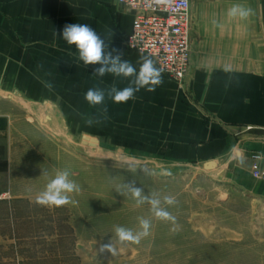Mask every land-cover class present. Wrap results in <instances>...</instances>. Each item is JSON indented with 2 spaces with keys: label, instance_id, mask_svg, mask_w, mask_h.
Listing matches in <instances>:
<instances>
[{
  "label": "crops",
  "instance_id": "0c3cea01",
  "mask_svg": "<svg viewBox=\"0 0 264 264\" xmlns=\"http://www.w3.org/2000/svg\"><path fill=\"white\" fill-rule=\"evenodd\" d=\"M206 1L203 11L192 14L188 73L196 87L200 81L228 80L225 91H176L175 81L162 73L154 91L142 88L123 103L106 96L103 105L93 107L84 99L88 89L123 88L131 78L94 75L100 65L85 67L62 30L87 24L105 41V51H123L122 58L138 69L141 54L126 44L134 12L118 0H0V178L13 167L10 148L19 118L13 113L31 111L37 118L35 112L45 110L54 121L59 105L66 126L111 136L107 142L140 129L130 143L140 135L144 150L161 149L174 159L222 161L226 177L264 206V0ZM241 1L254 8V18L229 20L225 8ZM225 63L234 71L225 73ZM244 64L253 67L241 68ZM11 98L21 102L10 104ZM87 117L99 122L89 126Z\"/></svg>",
  "mask_w": 264,
  "mask_h": 264
},
{
  "label": "rangeland",
  "instance_id": "374dc122",
  "mask_svg": "<svg viewBox=\"0 0 264 264\" xmlns=\"http://www.w3.org/2000/svg\"><path fill=\"white\" fill-rule=\"evenodd\" d=\"M206 2L192 0V14ZM190 72L175 81L176 91H225L228 80L196 87ZM57 106L54 121L45 110L35 112L37 118L31 111L13 113L19 116L10 148L13 167L0 178V264H264V206L226 177L222 161L144 150L140 135L130 143L140 129L107 142L111 136L66 126ZM65 168L80 193L66 205L38 204L48 181ZM132 179L145 194L176 198L175 205H164L176 217V231L171 222L155 219L148 205L136 206L122 187ZM138 217L152 221L150 235L139 244L121 243L114 226L138 231ZM110 241L115 254L100 250Z\"/></svg>",
  "mask_w": 264,
  "mask_h": 264
},
{
  "label": "clouds",
  "instance_id": "9594fccd",
  "mask_svg": "<svg viewBox=\"0 0 264 264\" xmlns=\"http://www.w3.org/2000/svg\"><path fill=\"white\" fill-rule=\"evenodd\" d=\"M253 14L252 8L245 7L242 4H233L226 12L229 20H247ZM212 23L216 26H222L216 20H213ZM61 37L69 45L76 46L79 59L85 67L88 65H100V67L94 68V75L104 77L106 74H112L115 77L131 78L128 86L123 88H117L113 85L107 90L100 88L88 89L84 99L90 106L103 105L106 96L114 103L127 102L134 98L135 93L142 88L151 92L155 90V86L162 82L163 69L157 67L156 62L150 56L141 55L137 61L139 64V68L137 69L131 62L122 58L123 51L116 48L105 51V41L87 24H67L62 30ZM222 70L225 73L234 71L230 63H225L222 66ZM43 83L45 88L52 89L51 83ZM102 111L106 114L107 109L104 108ZM98 122L99 120H94L92 117L85 118V123L89 126ZM42 175H46L43 170ZM122 187L131 195L137 207L148 205L155 219L171 222L174 226L173 231L178 229L176 217L164 206L175 205L177 203L175 197L165 195L161 199L157 193L145 194L143 187L137 186L134 179L124 183ZM80 191V185L70 178V171L65 168L57 171L54 177L48 181L45 189L37 196L36 202L47 206H62L72 202V194H78ZM117 191L124 195V192H121L119 189ZM138 224V231L123 226H114L117 239L121 243L139 244L143 238L150 235L152 221L145 217H138ZM100 250L102 252L106 250L115 254L112 241L102 245Z\"/></svg>",
  "mask_w": 264,
  "mask_h": 264
},
{
  "label": "built area",
  "instance_id": "2783aa9c",
  "mask_svg": "<svg viewBox=\"0 0 264 264\" xmlns=\"http://www.w3.org/2000/svg\"><path fill=\"white\" fill-rule=\"evenodd\" d=\"M134 12L127 46L150 56L174 81L190 68L192 12L190 0H118ZM253 175L258 177L259 172Z\"/></svg>",
  "mask_w": 264,
  "mask_h": 264
}]
</instances>
